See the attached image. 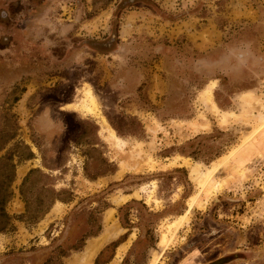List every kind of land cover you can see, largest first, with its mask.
<instances>
[{"label":"rangeland","instance_id":"obj_1","mask_svg":"<svg viewBox=\"0 0 264 264\" xmlns=\"http://www.w3.org/2000/svg\"><path fill=\"white\" fill-rule=\"evenodd\" d=\"M241 39L264 52V0H0V264H264V69L171 70ZM31 170L32 210L60 195L37 224L18 219Z\"/></svg>","mask_w":264,"mask_h":264},{"label":"clouds","instance_id":"obj_2","mask_svg":"<svg viewBox=\"0 0 264 264\" xmlns=\"http://www.w3.org/2000/svg\"><path fill=\"white\" fill-rule=\"evenodd\" d=\"M74 66L81 67L78 62ZM252 69H264V52L257 51L254 42L247 39L231 42L210 55H201L191 61L177 57L171 68L178 75L187 74L200 80L234 78Z\"/></svg>","mask_w":264,"mask_h":264},{"label":"trees","instance_id":"obj_3","mask_svg":"<svg viewBox=\"0 0 264 264\" xmlns=\"http://www.w3.org/2000/svg\"><path fill=\"white\" fill-rule=\"evenodd\" d=\"M31 156H32V154H29L26 157V159H30ZM9 158L11 159V157H9ZM9 158H8V160H9ZM15 167H16L15 165L7 163L6 169L8 171L10 170V173L8 176H6L1 181V184H0V188H1V191H0V233L6 232L10 228H12V229L14 228L12 223H11L12 217L7 214V212L5 210V206H6L7 202L12 198V192L9 190V188H10V184L14 181ZM34 175H39V171L31 170L24 180L23 190H22V195H23L24 199H25L24 188L32 182V178ZM40 180L41 181L50 180V178L48 176H40ZM43 192H47L50 194V196H51L50 197V201H51L50 206L45 208V209L44 208H42V209L38 208L36 210H32L30 201L25 199L26 212L24 215H22L21 217L18 218L20 221L27 222L29 224H37L49 213L51 207L55 203L56 197H58L60 195L55 194L53 189H50V190L45 189ZM36 202H38V204H45V201L40 196ZM120 211H122V209H120ZM101 231H102V225L98 224L97 225V231L94 234L85 235L82 239L81 244L78 247H74L72 249L75 251L81 250L84 247L85 242L88 238L99 236ZM125 236L126 237L121 239L120 242H114L110 246L113 247L114 249L117 248L119 245H121L123 242H125L127 240L128 234ZM58 255H59L58 257H60V258L67 256L66 252H64L62 250L58 253Z\"/></svg>","mask_w":264,"mask_h":264},{"label":"bare ground","instance_id":"obj_4","mask_svg":"<svg viewBox=\"0 0 264 264\" xmlns=\"http://www.w3.org/2000/svg\"><path fill=\"white\" fill-rule=\"evenodd\" d=\"M209 92H211V91H209ZM211 95H212V93H211ZM82 101H83V103L81 102L82 104L78 107V109H80V111H82L83 113H87L90 116H92L98 120V122L101 126V132L100 133L106 134L105 139L109 142H114V143L115 142H121V144H122L123 142L121 141V139L115 134L114 130L107 124V122H106L107 120L105 121V119L101 116L98 103H97L96 99L94 98L91 91L85 92L84 99ZM222 121H220L221 125L223 123H226L227 120L223 119ZM186 164L187 163H185V165ZM188 166H189V163H188ZM192 171H193V172H191V173H193L192 175L197 176L198 182L200 184H202L203 191L212 192L215 189V187L211 185L213 179L211 178V176H206L205 174L203 175V172H201L199 165L194 166L192 168ZM101 240H103V241L101 242L100 245H104V244H106V242H108L110 240V238L105 237L104 239H101Z\"/></svg>","mask_w":264,"mask_h":264},{"label":"flooded vegetation","instance_id":"obj_5","mask_svg":"<svg viewBox=\"0 0 264 264\" xmlns=\"http://www.w3.org/2000/svg\"><path fill=\"white\" fill-rule=\"evenodd\" d=\"M227 260L226 259H222V260H218L217 262H214L212 264H224Z\"/></svg>","mask_w":264,"mask_h":264},{"label":"crops","instance_id":"obj_6","mask_svg":"<svg viewBox=\"0 0 264 264\" xmlns=\"http://www.w3.org/2000/svg\"><path fill=\"white\" fill-rule=\"evenodd\" d=\"M24 171H22V173H23ZM21 176H23V175H21Z\"/></svg>","mask_w":264,"mask_h":264}]
</instances>
